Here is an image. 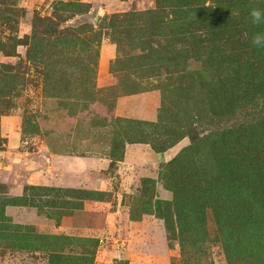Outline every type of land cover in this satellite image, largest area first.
<instances>
[{"label": "rangeland", "instance_id": "rangeland-1", "mask_svg": "<svg viewBox=\"0 0 264 264\" xmlns=\"http://www.w3.org/2000/svg\"><path fill=\"white\" fill-rule=\"evenodd\" d=\"M113 1L103 0L106 27L81 25L72 32L56 25L87 10L88 3L53 12L54 5L51 13L41 14L28 12L19 0H0V116L20 121L16 136L21 143L12 151L47 146L81 151L83 139L112 142L120 150L118 141L125 137L159 148L177 145L175 156L190 145L191 136L197 148L183 172L197 169L209 176L224 154L226 123L251 112L263 114L264 47L251 40L264 33V22L254 25L249 13L253 8L264 12V0H117L115 6ZM103 43L115 47L108 65L114 84L97 79ZM143 92L156 98L155 121L117 115L118 97ZM168 161L157 167L155 181L167 173ZM259 184L251 177L239 196L220 198L219 224L206 195L174 192L161 184L171 192L166 200L205 208L206 223L190 221L183 236L165 231L160 257L171 264H264L259 244L264 242V208L255 203ZM153 185L148 183L146 192L155 193ZM27 188L22 194L34 205L27 207L56 225L82 208L84 197H100L91 191ZM10 219L0 227V264H97L103 248L112 244L102 231L94 237L47 234ZM182 237H188L184 248ZM113 256L118 264H129Z\"/></svg>", "mask_w": 264, "mask_h": 264}, {"label": "crops", "instance_id": "crops-1", "mask_svg": "<svg viewBox=\"0 0 264 264\" xmlns=\"http://www.w3.org/2000/svg\"><path fill=\"white\" fill-rule=\"evenodd\" d=\"M56 1L89 2L19 0V4L28 12L36 10L49 14ZM116 2L113 1L112 5L115 6ZM114 53L113 44L101 45L97 79L102 83L115 82L108 69ZM102 58L104 67L101 65ZM156 108L157 101L151 92L130 98L118 97L115 103L117 115L151 122L156 119ZM19 122L12 115L0 116V183L9 187L10 194L21 195L26 187L33 185L91 191L102 194L103 198L83 199L82 208L74 210L58 225L52 224L48 218L38 217L33 208L9 205L5 207V214L12 217L13 224L31 223L37 231L47 234L85 233L94 237L103 232V237L107 233L105 238H110L112 244L103 248L97 264H118L113 261L114 254L118 259L129 260V264H171V259L160 257L165 249L166 235L162 220L155 216L154 198L141 195L139 188L142 179L157 178V167L174 156L177 145L158 152L147 143L125 142L123 156L115 160L113 166L110 165L109 144L102 141L90 144L89 139L81 141V151L71 148L54 151L47 146L44 149L13 152L12 147H18L21 143L16 136ZM155 192L159 198H171V192L158 181Z\"/></svg>", "mask_w": 264, "mask_h": 264}, {"label": "trees", "instance_id": "trees-1", "mask_svg": "<svg viewBox=\"0 0 264 264\" xmlns=\"http://www.w3.org/2000/svg\"><path fill=\"white\" fill-rule=\"evenodd\" d=\"M54 5L56 8H54L53 12H55V10L59 7H80V5L84 6L85 3L56 1ZM34 14L38 16L36 12H34L33 15ZM106 24L107 19L102 16L97 26L106 27ZM76 30L77 29L75 28L69 29V31L72 32ZM33 31L35 32V25ZM261 109V112H263L262 115L257 112L247 113L244 118L241 117L230 121L222 128L221 133H223L224 137H222L223 139H221V141L222 144L225 145L224 154L221 155L222 157L219 159L220 162L217 163L216 168L209 176L205 172L201 170L198 171L197 169L192 170L193 175L191 173H187V175H185L183 172L184 167L187 163H189L188 160L192 154L195 153L197 148V143L194 138L190 136V145L180 149V151L172 157V159L165 163L169 166L168 170L164 167V170L167 171V173H159L158 180H160L161 184L170 191L193 196L206 195L209 199L211 210L214 213L213 215H216L218 224L220 221L218 219L219 212L217 206H221L222 204V200L220 198L223 196L228 198L239 196L244 189V184L251 177L252 180L260 181L259 187L256 189L258 191V201L255 203L261 205V208H264V135L261 132L264 123V99L262 100ZM119 142L121 144L120 150L117 149L116 144L112 145V142L111 145H109V156L112 159L110 164L111 166L114 165L115 160H120L122 158L125 142L148 143L155 151L158 152L165 151L171 147L167 146L165 148H159L148 140L133 138L127 139L125 137L119 140L118 143ZM234 158H237V161L235 162L236 164H233ZM150 182L154 184V190L156 181L152 178H144L141 180L139 192L141 195L154 198L155 216L162 219L168 236H171L174 232H178L181 234L180 236H183L188 231L187 226H189L190 221L196 224L201 223L203 227L205 226V208L177 201H168L157 197L156 192L150 194L146 192L148 188L147 184ZM27 189L30 191L31 189H47L49 191L56 192L68 191V189L64 190L56 187L33 185L28 186ZM70 191L85 190L70 189ZM94 193L97 195L99 194L100 197L90 196L88 198H103L102 194L96 192ZM25 198L26 195L24 193L21 195L8 194L7 186L0 183V227L3 222H11L10 216L5 214L6 206H34L33 204H29ZM84 199H87V197H84ZM248 236L251 237L252 235L248 234ZM187 238L188 237H182L180 239V245L183 248L186 245ZM259 244L264 246L263 240H260Z\"/></svg>", "mask_w": 264, "mask_h": 264}, {"label": "water", "instance_id": "water-1", "mask_svg": "<svg viewBox=\"0 0 264 264\" xmlns=\"http://www.w3.org/2000/svg\"><path fill=\"white\" fill-rule=\"evenodd\" d=\"M104 11L103 0H89L87 10L74 14L56 25V28H76L81 25L96 26Z\"/></svg>", "mask_w": 264, "mask_h": 264}, {"label": "clouds", "instance_id": "clouds-1", "mask_svg": "<svg viewBox=\"0 0 264 264\" xmlns=\"http://www.w3.org/2000/svg\"><path fill=\"white\" fill-rule=\"evenodd\" d=\"M251 22L254 25H259L264 22V12L258 8H253L250 13ZM245 38H247V33H245ZM251 43L256 47H264V33H257L252 37Z\"/></svg>", "mask_w": 264, "mask_h": 264}]
</instances>
